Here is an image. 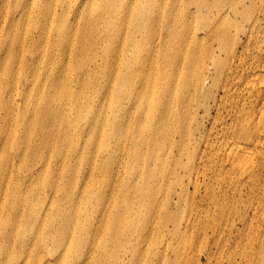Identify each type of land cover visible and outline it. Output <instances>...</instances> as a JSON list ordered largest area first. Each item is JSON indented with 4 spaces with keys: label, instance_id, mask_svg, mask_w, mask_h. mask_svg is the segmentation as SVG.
Instances as JSON below:
<instances>
[{
    "label": "bare ground",
    "instance_id": "bare-ground-1",
    "mask_svg": "<svg viewBox=\"0 0 264 264\" xmlns=\"http://www.w3.org/2000/svg\"><path fill=\"white\" fill-rule=\"evenodd\" d=\"M0 69V264H112L114 243L122 261L123 209L102 228L92 203L179 199L156 191L171 156L194 158V195L264 200V0H0ZM13 216L33 239L4 245ZM184 228L145 263L181 264Z\"/></svg>",
    "mask_w": 264,
    "mask_h": 264
},
{
    "label": "rangeland",
    "instance_id": "rangeland-1",
    "mask_svg": "<svg viewBox=\"0 0 264 264\" xmlns=\"http://www.w3.org/2000/svg\"><path fill=\"white\" fill-rule=\"evenodd\" d=\"M125 23L127 22L121 23V27ZM154 61L156 62V60ZM147 71L148 68L142 71L141 74L146 75ZM103 76L104 73L100 72V77L103 78ZM142 79L143 75L140 81ZM140 81L135 86L136 91L141 89V86L139 87ZM141 96L143 97L144 93ZM126 118L128 119L127 116ZM212 122L213 119L210 120L209 127H211ZM168 143L167 145L169 146ZM192 151L194 152V147ZM164 154L165 151H163L162 155ZM193 159L183 157L178 161L179 166H176L175 162L177 160L174 156H171L167 160L168 165L165 168L163 177L154 179L161 184L160 189L156 191L160 192L163 197L168 185L171 186V183H169L170 180H173L172 187L174 190H177V193L181 192L178 186L179 184L187 187L186 192L182 196H177L180 197L177 200H154L153 203H143L142 200L93 201L92 204H95L98 210L105 205V208L102 209L101 216L99 218L96 216V224L101 223V227L103 219L109 221V223L114 221V219L116 220L119 212L118 205L123 209V216L117 223L119 225L117 231L120 235L127 236V240L122 241L125 243L123 248H127V250L124 249L121 253L122 261H117L115 257L119 251L116 250L118 243L111 244V248L107 252V257L112 264H146L145 260L147 259L145 257H147V250L153 251V245H161L160 242L163 238L162 230L175 228L179 221L184 226L185 221L190 218H192L194 229L184 228V231L189 234V241L185 253L186 258L181 264H232L233 261L241 263L243 256L240 255L243 251L249 255L253 246L257 248V246L259 247V243L262 244L264 242V200H237L238 197L235 198L237 192L231 193V198L225 199L219 186H216V198L210 197L207 192V187L203 183L198 190L199 194L194 195L195 189L190 184V177H188L189 175L191 176L190 172H195V165L191 163ZM100 183L103 184V181ZM263 196L264 193L257 195V197ZM6 202L7 205L11 204L9 203L10 200H6ZM3 206L4 200H0V213ZM7 218L6 215H1L0 219L5 221ZM14 220H16L14 216L11 217L10 221L8 220L10 226L4 245H7L11 238L15 239L21 238V236H29L33 239L35 237L34 231L40 230L26 229L23 225L22 228H14V225L18 224ZM146 227L149 230L148 239L142 242L141 251H139L133 243V235L135 230H143ZM230 228H234V232L236 231L232 235H230ZM239 231L241 235H246L243 241L237 244ZM45 234V238H47V230H45ZM42 235L43 232H41L40 238ZM41 239L44 238L42 237ZM45 248L46 254L50 253V246ZM17 254L15 255L19 257L23 255ZM150 260H154V256L149 257L148 261ZM9 262L8 260L5 264H9Z\"/></svg>",
    "mask_w": 264,
    "mask_h": 264
}]
</instances>
